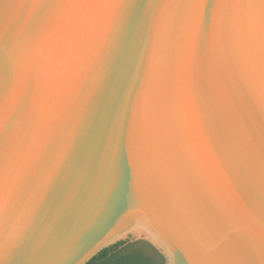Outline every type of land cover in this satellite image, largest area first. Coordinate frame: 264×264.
I'll return each instance as SVG.
<instances>
[{"label": "water", "instance_id": "obj_1", "mask_svg": "<svg viewBox=\"0 0 264 264\" xmlns=\"http://www.w3.org/2000/svg\"><path fill=\"white\" fill-rule=\"evenodd\" d=\"M45 3L58 6L38 33ZM142 4L155 14L142 15L133 51L117 5L0 0V82L13 110L0 129V264H87L130 239L149 243L165 264H197L194 245L205 255L225 248L229 264H264L259 253L251 261L240 255L242 230L259 243L247 209L253 194L231 183L207 148L208 127L218 137L224 128L211 112L206 120L202 106L218 105L224 127L244 106L222 41L210 37L209 63L194 80L183 49L170 62L172 0ZM133 143L150 148L147 187L144 152H133Z\"/></svg>", "mask_w": 264, "mask_h": 264}, {"label": "snow or ice", "instance_id": "obj_2", "mask_svg": "<svg viewBox=\"0 0 264 264\" xmlns=\"http://www.w3.org/2000/svg\"><path fill=\"white\" fill-rule=\"evenodd\" d=\"M60 3H72L82 8L97 5L118 6L120 14L119 30L130 42L131 50L138 49L142 37V15H154L155 9L145 11L142 0H59ZM175 13L172 18L169 40V58L175 63L183 49L189 56L194 80L203 74L210 60V37L219 35L224 50V62L227 70L237 78L241 86L244 106L232 111V124L224 127L222 110L218 105L202 106L207 120L213 113L217 127H223V135L218 137L216 129L208 127V151L212 153L215 164L222 174L237 187L250 191L253 195L247 204L248 215L259 228L257 244L247 231H241L239 238L243 242L240 255L251 261L259 255L264 256V0H214L211 4V29L208 48L201 46L204 30V18L209 0H172ZM57 4L45 3L39 10H47L46 16L37 21L39 33L57 7ZM38 10V11H39ZM180 40L177 42V36ZM241 48H237V37ZM9 59H15V53L6 52ZM224 69L212 73L213 79L223 75ZM0 98V129L6 127L12 100L10 91L3 87ZM21 100L16 101V107ZM15 107V108H16ZM133 152H144L142 182L147 187L153 178L152 162L147 143L141 149L139 144L130 145ZM5 183L0 181V206L3 204ZM231 235V234H229ZM215 255L203 254L198 245L193 246L192 255L197 264H229L230 253L223 247Z\"/></svg>", "mask_w": 264, "mask_h": 264}, {"label": "trees", "instance_id": "obj_3", "mask_svg": "<svg viewBox=\"0 0 264 264\" xmlns=\"http://www.w3.org/2000/svg\"><path fill=\"white\" fill-rule=\"evenodd\" d=\"M87 264H165V261L145 241H121L103 249Z\"/></svg>", "mask_w": 264, "mask_h": 264}, {"label": "rangeland", "instance_id": "obj_4", "mask_svg": "<svg viewBox=\"0 0 264 264\" xmlns=\"http://www.w3.org/2000/svg\"><path fill=\"white\" fill-rule=\"evenodd\" d=\"M132 239H130L129 241H131Z\"/></svg>", "mask_w": 264, "mask_h": 264}]
</instances>
